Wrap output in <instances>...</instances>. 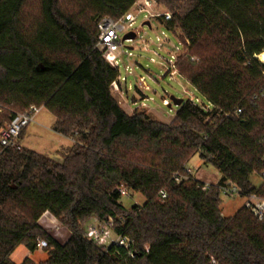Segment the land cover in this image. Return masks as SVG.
I'll return each mask as SVG.
<instances>
[{
	"label": "trees",
	"instance_id": "16d2710c",
	"mask_svg": "<svg viewBox=\"0 0 264 264\" xmlns=\"http://www.w3.org/2000/svg\"><path fill=\"white\" fill-rule=\"evenodd\" d=\"M61 1L0 0V126L45 109L52 131L73 142L61 161L22 148L0 154V264L39 241V264H264V219L244 207L225 217L219 198L234 185L238 199H264V0H155L171 16L157 21L184 50L176 71L211 106L183 100L169 124L121 109L111 92L118 69L96 49L97 20H118L137 0H83L86 20ZM31 2L39 16L27 25ZM195 155L219 172L215 185L203 189L187 173ZM120 189L145 203L125 210ZM45 213L66 229L64 241L38 224ZM91 219L113 220L129 250L87 240Z\"/></svg>",
	"mask_w": 264,
	"mask_h": 264
},
{
	"label": "rangeland",
	"instance_id": "374dc122",
	"mask_svg": "<svg viewBox=\"0 0 264 264\" xmlns=\"http://www.w3.org/2000/svg\"><path fill=\"white\" fill-rule=\"evenodd\" d=\"M136 2L138 3V0ZM60 8L66 14L76 15L82 20H86L89 16L83 0H62ZM134 9L133 6L131 12H135ZM151 12L154 14L169 13L157 3L151 7ZM38 16V4L36 2L27 4L22 13V18L26 20L27 25L38 20ZM146 18L145 13L137 15L132 26L135 39L130 42H123L112 52L117 61L120 78L126 79L125 84L122 82L121 93L112 92L120 107L129 116L143 112L160 124L171 123L177 111L176 107L171 106L169 108L167 106L170 97L189 100L206 110L211 109L209 103L179 75L178 71L172 69L174 56L184 53L179 40L157 21L158 18L147 20ZM145 22H149L150 26H142ZM163 35H165V39H163ZM157 38L162 42H157ZM128 53H130V57L127 56ZM126 67L130 70V74L125 71ZM139 78H144V83L140 84ZM19 111L21 109L14 108L13 112ZM53 123L54 117L45 109H40L35 114L34 121L20 138L19 145L21 148L61 161L60 157L70 146L64 137L52 131ZM187 168L195 181L215 185L220 179L219 172L211 165H203L198 155L193 156L188 161ZM250 181L256 188L262 182L260 177L256 175H252ZM126 193V196H121L119 199V204L125 210H129L134 205L141 206L145 203L144 197L140 194L131 191ZM219 198L220 210L225 217L234 215L244 203V200L229 198L224 195ZM90 221L88 220L87 223L90 224ZM57 224L58 228H48V225L44 224L41 227L53 237L63 241L65 239L63 233L67 231L59 223H55V225Z\"/></svg>",
	"mask_w": 264,
	"mask_h": 264
},
{
	"label": "built area",
	"instance_id": "2783aa9c",
	"mask_svg": "<svg viewBox=\"0 0 264 264\" xmlns=\"http://www.w3.org/2000/svg\"><path fill=\"white\" fill-rule=\"evenodd\" d=\"M156 5L155 0H138V3L135 2L134 11L131 12V9L124 14L120 19L113 20L109 17L99 18L96 23V28L98 31V40L96 44V49L101 53L104 60L118 69L117 61L115 56L113 55V50L120 46L123 41V37L128 33H133L132 26L136 20V16L139 14L145 13L147 15V19L149 18H160L161 23H165L170 20L169 13H152L151 7ZM132 6V7H133ZM165 35H163V39H165ZM130 42V41H129ZM157 42H162L157 38ZM149 43V42H148ZM161 46V44H159ZM177 49L175 50V52ZM177 55V54H176ZM130 57V53L127 54ZM177 56H174L172 69L175 70V60ZM125 71L130 74V70L126 67ZM126 79L118 78L111 84V92H116V94L121 93L122 82L125 84ZM144 78H139V83H144ZM147 90V87H145ZM166 103V101H164ZM4 107L0 104V118L4 112ZM40 109L32 108L29 111L22 114H13L7 122H4L2 126H0V154L9 148L20 149V138L21 134L27 129V127L34 121L35 114ZM239 113L240 110H237ZM188 174H190V170L186 168ZM264 177V175H262ZM175 181H179V177L175 176ZM208 184H205L203 189H206ZM127 191L124 189L119 190L120 196H126ZM222 195L229 198H237L239 197V191L234 185H228L221 189ZM160 198H166L164 192H160ZM243 207L248 210L257 220L264 219V199L256 196L250 195L243 198ZM114 222L111 219L106 220L105 222H97L89 226L84 230V236L87 240H90L101 246L106 248L112 244H116L119 247H123L126 250H129L130 242L127 238L114 234L113 232ZM37 247L43 249L46 247V242L39 241L37 243Z\"/></svg>",
	"mask_w": 264,
	"mask_h": 264
},
{
	"label": "crops",
	"instance_id": "0c3cea01",
	"mask_svg": "<svg viewBox=\"0 0 264 264\" xmlns=\"http://www.w3.org/2000/svg\"><path fill=\"white\" fill-rule=\"evenodd\" d=\"M122 108V107H121ZM123 110V108H122ZM124 111V110H123ZM126 114L127 112L124 111ZM68 142H69V146H71L72 142L71 139L69 140L68 138H65ZM242 207V206H241ZM223 215V214H222ZM224 216V215H223ZM55 223H58L57 220L55 218H53L51 215H49L48 213H45L41 216V218L38 221V224L40 226H42V224L44 225H48V228H58V224L55 225ZM95 223L94 219H91L90 224L85 222L83 224V227L86 226L85 228H83L84 230L86 228H88L89 226H91L92 224ZM89 224V225H88ZM63 235L65 236V239L68 236V233H63ZM58 239V238H56ZM64 239V240H65ZM59 240V239H58ZM63 240V241H64ZM60 241V240H59ZM29 260L30 262H32L33 264H39V263H43L46 259H47V254L44 251V249H40L36 246V250L34 252H30L26 247L24 246H18L14 252L9 256V260L13 263V264H22V262L24 260Z\"/></svg>",
	"mask_w": 264,
	"mask_h": 264
},
{
	"label": "water",
	"instance_id": "95a60500",
	"mask_svg": "<svg viewBox=\"0 0 264 264\" xmlns=\"http://www.w3.org/2000/svg\"><path fill=\"white\" fill-rule=\"evenodd\" d=\"M142 26H148L149 27L150 25H149V22H145ZM134 39H135V34L134 33H128L123 37L122 41L123 42H129V41H132ZM182 102H183L182 99H176L174 97H170V102L167 106L169 108L171 106L178 108L182 104Z\"/></svg>",
	"mask_w": 264,
	"mask_h": 264
},
{
	"label": "bare ground",
	"instance_id": "6f19581e",
	"mask_svg": "<svg viewBox=\"0 0 264 264\" xmlns=\"http://www.w3.org/2000/svg\"><path fill=\"white\" fill-rule=\"evenodd\" d=\"M257 59H258L260 62L264 63V53H261L260 55H258V56H257Z\"/></svg>",
	"mask_w": 264,
	"mask_h": 264
}]
</instances>
